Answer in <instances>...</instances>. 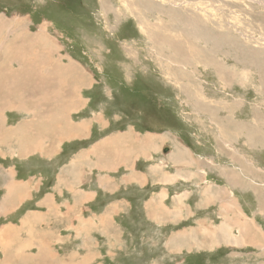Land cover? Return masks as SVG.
Here are the masks:
<instances>
[{"label":"rangeland","instance_id":"374dc122","mask_svg":"<svg viewBox=\"0 0 264 264\" xmlns=\"http://www.w3.org/2000/svg\"><path fill=\"white\" fill-rule=\"evenodd\" d=\"M161 1L165 4L156 0L157 4L152 8L144 3L132 9L127 7L125 0H0V18L4 21L7 17L8 24L2 31L7 32L2 40L20 36L22 30L35 36L42 35L44 39L39 41L37 51L38 55L45 56L48 70L51 64H54L51 70H56L62 64L69 63L70 66L71 61L81 68L87 75L84 82L65 80L64 96L60 99L63 102L70 85H73V97L80 101L76 92L78 88L79 95L84 93L89 99L87 111L74 115L75 119L86 114L95 119L104 112L106 120L109 117L121 118L116 123L121 122V127L134 122L139 134L144 130L168 131L170 136L176 135L178 142L187 149L184 155L187 153L192 163H195L192 159L194 155L208 163L229 164L230 168L240 171L245 180L242 170L247 161L250 166L264 167V3L258 0ZM176 2L186 5L184 7L188 9V20L192 26L190 31L191 34L196 32V35L188 31L184 34L183 21L171 6ZM136 9L145 10V15ZM144 21L149 29L166 33V37H172L168 41H174L158 47L147 34ZM179 47L183 48V53H178ZM25 48L26 45L22 44L19 61L24 58ZM205 53L213 54L210 60ZM212 62L225 65V77H218L213 65L208 64ZM24 77L27 81L30 76L25 73ZM56 84L59 88L57 81ZM35 94L38 96V92ZM68 109L70 113L76 108ZM67 118L62 117L63 120ZM95 120L94 137L95 131L96 134L98 132L97 126L104 123L102 119ZM40 121L49 125L48 120ZM43 124L37 128L43 129L38 134L40 138L49 130ZM113 128L110 125L105 131ZM122 136H117L115 140L120 141L118 153L124 158L131 154L132 149L127 141L131 142L134 138ZM31 138L36 137L32 135ZM166 147L169 148L168 144L164 152H159L160 156L167 155ZM190 147L192 158L188 152ZM153 156L157 158L156 153ZM14 159L7 160L9 168L17 166L19 158ZM2 161L6 159L2 158ZM25 166L19 172L21 175L28 172L40 177L41 173L48 172L39 163L31 172L30 167ZM2 171L0 167V173ZM48 176L51 178L52 174ZM213 178L218 182L226 180L218 172ZM248 178L245 183L249 187L238 186L235 189L228 184L222 189L231 188L229 191L237 204H242L251 214V206L258 203L254 189L264 192V177L255 180L248 175ZM52 181L53 178L41 181V189H35L27 200H20L23 207L9 214L0 224L16 222L25 210L35 207L37 195L43 194ZM8 184L11 182L0 180V199ZM236 184H240L239 181ZM241 188L250 189V194ZM258 199L264 211V196ZM235 203V207L232 203L230 205L237 211ZM137 213L132 219L138 222L140 229L135 227L134 222L129 224L130 213H121L118 217L125 224L122 227L125 235L117 245L109 243L88 247L95 253L99 251L103 254L97 260L93 261L96 256L89 255L83 246H74L70 242L50 244L51 249L39 243L37 248L41 249L35 253L37 249L33 242L26 245L23 238L18 241L15 235L6 239L5 245L0 244V264H26L27 255L31 258L27 264H165L167 261H162L159 255L162 247L160 249L154 241L144 239L146 236L142 233L148 230L140 223L144 221V216ZM240 216L246 217L244 213ZM258 219L264 222V216L260 214ZM234 221L242 223L238 218ZM28 233L35 239L37 234H33L32 230ZM73 251H76L75 256ZM181 254L178 259L173 257V261L166 264L202 263L208 256ZM72 256L76 260L66 259ZM46 257L49 259L45 260Z\"/></svg>","mask_w":264,"mask_h":264},{"label":"crops","instance_id":"0c3cea01","mask_svg":"<svg viewBox=\"0 0 264 264\" xmlns=\"http://www.w3.org/2000/svg\"><path fill=\"white\" fill-rule=\"evenodd\" d=\"M0 35L6 36L7 32H0ZM4 50L0 48V167L4 170L0 173V180L11 184L6 185L0 199V221L20 210L23 207L21 202L27 200L35 189H41V181L51 178L53 181L43 194L37 195L35 207L25 210L19 220L0 224L1 245L16 235L18 241L23 238L26 245L33 242L37 249L35 253H38L39 243L51 249L50 244L70 242L74 246H83L89 255L96 256L92 258L94 261L103 254L88 247L109 243L117 245L125 235V230H122L125 224L118 217L121 213H130L129 224L133 225V215L139 212L144 216L140 223L148 230L142 233L146 236L144 239L154 241L160 249L162 247L159 252L162 261H173L171 258L178 259L182 253L208 254L202 263L196 264H264V222L258 219L259 214L264 216L258 199L264 196V192L254 189L258 203L251 206L250 214L242 204H237L229 191L231 188L222 189L228 184L235 189L238 186L249 187L246 185V179H250L248 175L261 180L264 167L250 166L247 161L242 170L246 175L244 180L240 171L230 168L229 164L217 165L194 157L190 147L188 152L195 160L192 163L187 153L184 155L187 149L178 142L176 135L172 137L168 131L155 130H144L139 134L134 122L121 127V122L116 124L121 118L109 117L106 120L104 112L95 117L104 123L97 126L98 132L96 134L95 131L94 137L96 120L88 114L80 115L79 119L74 117L87 111L89 99L84 93H81L80 101L71 94L66 97L67 105L58 103L54 93L57 84L49 75L54 64L50 65L46 76H36L33 71L26 81L27 65L34 63L14 60L6 65L1 61L5 59ZM67 106L76 109L68 113L70 109ZM42 115L52 119L48 121L49 130L40 138L38 134L43 129L33 128L30 134L22 123L34 122ZM60 116L68 117L69 121L59 119ZM105 123L107 126L104 127ZM110 125L114 128L106 132ZM32 135L36 138L32 139ZM122 135L134 138L131 142L127 141L128 138L125 140L132 149L131 154L124 158L118 153L120 141L115 140ZM166 144L168 153L160 156L159 152ZM14 157H18L19 162L15 169L9 168L7 160H15ZM38 163L48 172L41 173L40 177L28 172L25 175L19 173L26 164L31 172ZM216 172L226 180H214ZM49 174H52L51 178ZM238 181L240 184H236ZM242 191L250 194V189ZM234 202L237 211L232 209ZM243 213L246 217L242 218L240 214ZM236 218L242 223H234ZM134 223L136 228H141L138 222ZM29 230L37 234L35 239ZM180 233L183 236H178ZM134 251L136 253V247ZM28 259L24 260L26 264L30 261ZM66 259L76 260L73 256Z\"/></svg>","mask_w":264,"mask_h":264},{"label":"bare ground","instance_id":"6f19581e","mask_svg":"<svg viewBox=\"0 0 264 264\" xmlns=\"http://www.w3.org/2000/svg\"><path fill=\"white\" fill-rule=\"evenodd\" d=\"M150 2H148L147 0H125V3H126V5H127V7L128 8H132V9H134V6L135 5H139V4H141V5H143L144 3H146L150 8H152L153 7V5L154 4H157V2H156V0H149ZM186 1H188V0H186ZM259 2H263L264 3V0H258ZM159 2L160 3H162V4H165L163 1H161V0H159ZM183 2V1H182ZM159 3V4H160ZM186 3V2H185ZM173 8H175V10L177 11V13L180 15V19L183 21V32H184V34L185 33H187V31H188V33L189 34H191V31H190V29H191V23L189 22V20H188V9L186 8V7H184V6H186V5H184V4H180V3H174V4H172L171 5ZM136 11H138V13H142L143 15H145V13L146 12H141V9H136ZM140 11V12H139ZM139 15V14H138ZM141 16V15H140ZM18 20V19H17ZM187 20H188V23H187ZM16 23H18V21H16ZM1 25H0V32H2L3 30H6V28H7V26H8V24H7V21L6 20H4V21H2L1 23H0ZM144 24H145V28H146V30H147V34L149 35V37L155 42V44L158 46V47H161V46H164L165 45V42H166V44L167 45H170V43L169 42H172V41H174V39L173 40H171V41H168V39H171L172 37H166V33H162V32H160L159 30H157L156 31V29L155 28H153V29H149V25L147 24V22H145L144 21ZM17 26H18V29H21V27H20V25L19 24H17ZM156 28L158 29V25L156 24ZM191 35H196V32L194 33V34H191ZM20 39H22V40H20ZM24 39V40H23ZM41 39H44V37L42 36V35H39V34H36V36L35 35H32V34H29V33H25V31L24 30H22L21 32H20V36H17V35H15V36H13L12 37V39L10 40V38L9 39H7V40H2V36L0 35V48H4L5 50L3 51L4 52V56H5V59H4V62H6V65H8L9 63H11L12 64V61H14V60H16V61H19L20 60V56H21V53H22V49H21V47H22V44H25L26 45V48H25V55H24V58H23V60L22 61H20V62H22V63H30V62H32V63H34V65H27L28 66V71H26V73H27V75H31V72H35L36 73V76H40V77H44V76H46L47 74V72L49 71L47 68H46V62H45V56L43 55V56H41V55H38V51H37V46H38V44H39V41L41 40ZM2 45H4V47L2 46ZM191 50L193 49V48H190ZM183 48H181V47H179L178 48V53L180 52V53H183ZM193 51V50H192ZM191 51V52H192ZM1 52V51H0ZM193 52H195V51H193ZM2 54V53H1ZM206 54V53H205ZM206 55H208L209 57H207V59L208 60H210L211 58V56H213V54H211V53H208V54H206ZM3 56V55H2ZM203 58H204V56H203ZM183 60V59H182ZM7 61H9V62H7ZM24 63V64H25ZM69 64V63H68ZM68 64H62V65H60L59 67H58V69H56L57 70V72H56V70H51V72H50V74L49 75H51L53 78H54V80L56 79V81H57V83H58V85H59V88H56L55 90H54V93L56 94V96H57V98H58V103L60 104V105H67L68 104V102H67V100H66V97H67V95H71L72 94V96H73V85H70V86H68L67 87V90H66V94H65V97H64V100H66V101H64L63 100V102L62 101H60V99L61 98H63V96H64V94H63V87H64V85L66 84V81L65 80H71V82H76V81H79V82H84V79H86V74L81 70V68L80 67H78L76 64H75V62H73V61H71V63H70V66H68ZM208 64H211V65H213V68L215 69V71H216V73H217V75H218V77H221V78H223V77H225V75H226V73H227V71H226V68H225V65H223V63H221V62H219V63H215V62H212V63H208ZM22 65V64H21ZM4 66H5V64H4ZM62 66V67H61ZM19 67V66H18ZM2 68V67H1ZM5 68V67H4ZM14 68V67H13ZM6 70H8V69H6ZM15 71V70H14ZM5 72V70H3V73ZM8 73V72H7ZM56 73H57V76H56ZM12 75V74H11ZM25 75V74H24ZM17 76V75H16ZM20 76V75H19ZM15 77V76H14ZM6 78V77H5ZM9 78V77H8ZM26 78V77H25ZM4 79V78H3ZM10 79V78H9ZM27 79V78H26ZM58 79V80H57ZM88 79V78H87ZM12 80V79H11ZM21 79H19L18 81H20ZM40 80V79H39ZM44 80V79H43ZM36 81H38V80H36ZM41 81V80H40ZM86 81V80H85ZM1 82V81H0ZM5 82V81H4ZM45 82V81H44ZM42 83V82H41ZM41 83H39V84H41ZM13 84V83H12ZM36 85V84H35ZM32 86V85H31ZM40 86V85H39ZM43 86V85H42ZM8 87V86H7ZM44 89V88H43ZM7 91V90H6ZM47 91V90H46ZM8 92V91H7ZM77 96L78 97H80V95H79V90H78V88H77ZM5 93V92H4ZM20 93V92H19ZM21 94V93H20ZM3 95H5V94H3ZM8 95H10V94H8ZM6 97V96H5ZM9 98V97H8ZM50 98V97H49ZM54 98V97H53ZM11 99V98H10ZM18 99V98H17ZM21 99H22V97H21ZM48 99V98H47ZM46 99V100H47ZM69 99H72V98H69ZM44 100V99H43ZM45 100V101H46ZM24 101V100H23ZM51 103V102H50ZM55 103V102H54ZM62 103V104H61ZM36 104V103H35ZM49 104V103H48ZM47 104V105H48ZM13 105V104H12ZM56 106H58V105H56ZM38 107H40V106H38ZM54 107H55V105H54ZM63 107V106H62ZM67 108H69V106H67ZM42 109V108H41ZM62 109V108H61ZM64 110V109H63ZM62 110V111H63ZM42 111V110H41ZM55 111V110H54ZM46 112V111H45ZM50 112V111H49ZM59 113V112H58ZM64 113V112H63ZM45 114V113H44ZM49 115V114H48ZM63 117V116H62ZM62 117H60L61 119H62ZM51 117H49V116H41V117H39L37 120H35L34 121V124L32 125V123H31V121H28V122H26V124L25 123H23L22 124V126H26V129L28 130V131H32V129L33 128H38V126L39 125H42L43 124V122L42 121H40L41 119H43V120H48V121H50L51 119H50ZM59 118V119H60ZM68 119V118H67ZM47 123V122H46ZM46 123H44L43 125H45V126H47L46 127V129H49V125H47ZM73 124V123H72ZM84 124V123H83ZM61 126V125H60ZM44 134H45V132H44ZM131 136V135H130ZM133 137V136H132ZM131 137V138H132ZM130 141V140H129ZM180 150V149H179ZM178 150V151H179ZM181 151V150H180ZM183 156V155H182ZM227 190H228V188H227ZM25 191H27L26 189H25ZM8 197V196H7ZM14 196H12V198H13ZM15 198V197H14ZM236 204V203H235ZM225 224V223H224ZM221 228H223V227H221ZM225 228V227H224ZM245 229V228H244ZM207 230V229H206ZM226 230V229H225ZM210 231V230H209ZM222 231V230H221ZM207 233V232H206ZM206 233H204V234H206ZM222 233V232H221ZM192 234V233H191ZM228 234V233H227ZM212 235V234H211ZM228 235H231V234H228ZM178 236H183V234L182 233H180V234H178ZM209 237V236H208ZM211 237V236H210ZM231 237V236H230ZM211 238H213V236L211 237ZM205 242V241H204ZM41 247H44V246H41ZM39 249H41V248H39ZM44 250H45V248H44ZM47 251H48V248H47ZM46 251V252H47ZM51 252H49V254H50ZM48 254V255H49ZM44 256V255H43ZM34 257V256H33ZM28 258H30L28 255H27V258H25V260L26 259H28ZM35 258V257H34ZM29 260V259H28ZM31 260V259H30ZM42 260V259H41ZM42 262V261H41ZM39 264H41V263H39Z\"/></svg>","mask_w":264,"mask_h":264},{"label":"water","instance_id":"95a60500","mask_svg":"<svg viewBox=\"0 0 264 264\" xmlns=\"http://www.w3.org/2000/svg\"><path fill=\"white\" fill-rule=\"evenodd\" d=\"M166 149H168V148H166Z\"/></svg>","mask_w":264,"mask_h":264}]
</instances>
